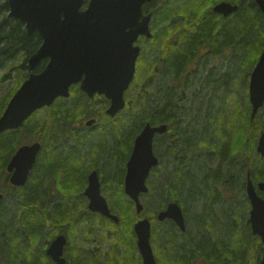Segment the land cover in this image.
Masks as SVG:
<instances>
[{
  "label": "trees",
  "instance_id": "1",
  "mask_svg": "<svg viewBox=\"0 0 264 264\" xmlns=\"http://www.w3.org/2000/svg\"><path fill=\"white\" fill-rule=\"evenodd\" d=\"M220 1L223 0H155L144 6L145 13H153L154 36L147 40L149 47L142 52L136 76L126 92L127 105L116 121L106 114L109 101L104 96H95L93 102L79 85H73L70 97L58 98L51 107L35 112L20 128L0 134V189L6 193L0 209V264H56L46 253L48 244L58 233L68 234L72 244L78 232L77 225L87 218L92 225L98 224L105 229L106 239H115V249H109L104 259L99 258V254L93 256L87 248L82 257L79 253L74 256L73 252H68V264L72 260L75 264H143L134 231V224L143 217L152 221L151 241L158 264H199L201 245L231 239L221 224L212 225L213 219L208 217L200 221L203 213L199 209H203L198 208L201 196L196 193L226 190L223 181L233 165L238 192L242 190L246 168L251 167L255 180L264 179V157L256 151L264 130V106L252 118L248 83L264 50V14L254 7L255 0H226L240 7L232 17L223 19L212 11L213 5ZM9 12V0H0V71L9 64L2 79H8L14 71L20 76L14 93L28 77L27 59L39 48L42 39L37 32L28 34L24 24L10 17ZM205 54L208 59L202 61L201 56ZM219 59L229 60L230 65L235 60L238 70L234 75L231 70L221 73L216 66L207 71L208 60ZM46 62L43 60L36 71L42 70ZM239 69L243 71L242 77L245 74L248 77L243 93L238 91ZM156 70L161 72L157 82L152 80ZM232 80L237 81V89L231 85ZM201 83L206 88L213 84V92L204 95L196 109L187 107L184 100L187 90ZM218 92L220 97L216 99ZM12 94L0 105V117ZM205 106L206 113L216 112L218 108L220 124L218 131L204 133L202 163L205 175L202 179L197 167L200 159L190 158V169H183L184 150L188 149L185 150L188 155L200 156L202 148L198 147V141H192V130L189 132L182 124V114L188 111L201 114ZM43 110L46 111L43 118L36 121V115ZM95 115L102 116L109 125L93 130L84 124L75 128L78 122ZM146 123L168 124L169 131L155 140L154 150L161 162L148 180L149 192L142 195L145 209L139 214L134 201L125 193L124 180L135 137ZM171 135L175 136L173 143H169ZM33 139L44 143L43 150L26 186L13 187L8 183L6 166L16 148ZM118 139L125 143L122 157L120 153L117 155L118 147L109 143L111 140L118 142ZM228 155L226 168L223 161ZM219 166L224 168L222 174L218 171L213 176ZM92 170L100 174L102 191L111 212L119 216L118 223L88 210L84 190ZM170 202H177L184 208L186 231L173 220H157V214ZM220 203L229 207L228 203L224 204V198ZM212 207L215 209L219 204L216 202ZM87 228V225L83 228L85 237ZM236 238L239 246V231ZM217 255L219 258L220 254ZM217 258L209 260V264H231L228 259ZM235 263L247 262L238 255Z\"/></svg>",
  "mask_w": 264,
  "mask_h": 264
},
{
  "label": "water",
  "instance_id": "2",
  "mask_svg": "<svg viewBox=\"0 0 264 264\" xmlns=\"http://www.w3.org/2000/svg\"><path fill=\"white\" fill-rule=\"evenodd\" d=\"M155 0H9V16L24 24L28 34L38 33L42 39L39 48L27 59L30 71L14 93L0 117V134L23 126L37 110L50 107L56 99L68 98L71 87L80 89L89 98L103 95L109 100L106 113L115 117L125 109L126 92L134 80L142 47L137 44L141 36L152 38L150 27L153 13H144V5ZM264 13V0H256ZM239 5L222 1L213 7L215 13L229 16ZM47 60L42 70L38 65ZM249 98L252 118L264 106V50L251 72ZM95 119L86 122L87 126ZM168 131V125L146 123L136 136L126 165L124 189L134 201L137 213L144 204L141 195L149 191L147 180L152 169L159 165L154 151L157 133ZM42 149L41 142L20 146L7 165L14 186H25ZM257 152L264 156V130L261 132ZM264 190V181L259 183ZM247 193L251 200L253 234L264 244V199L258 194L248 175ZM92 212L100 213L118 223L107 198L102 194L97 170L88 176L84 191ZM4 194L0 193V205ZM157 219H172L182 231L187 225L182 206L170 202ZM137 245L143 264H158L151 242L152 221L148 217L134 224ZM68 239L59 234L52 239L47 254L56 264H68L64 250ZM261 264H264V255Z\"/></svg>",
  "mask_w": 264,
  "mask_h": 264
},
{
  "label": "flooded vegetation",
  "instance_id": "3",
  "mask_svg": "<svg viewBox=\"0 0 264 264\" xmlns=\"http://www.w3.org/2000/svg\"><path fill=\"white\" fill-rule=\"evenodd\" d=\"M255 3H256V5L254 7L260 9L259 4L257 3L256 0H255ZM239 7H240V5H239ZM261 12H262V10H261ZM219 15L223 19H226V18L232 17L233 14H231L229 16H225L222 14H219ZM144 41H145V38L140 37L138 40V43H142ZM160 73H161L160 71L157 72V70H156L154 73V74H156V77L155 78L153 77L154 79H152V80L157 82L161 76ZM185 73L187 74V71H185ZM182 84H183V82H182ZM176 86H177V90H178L180 87L179 84L177 83ZM181 94L183 95L182 92H181ZM184 100H187V99L184 97ZM187 113L188 114H182V120H183L182 124H184V127L186 128V130H189V132L192 130V136H191L192 141L193 140L198 141V143H197L198 147H200L202 149H200V152L198 153L200 156L188 155L185 151V150L188 151V149L186 148L184 150V153H186V154H184V153L182 154V158H183L184 163H185V167L183 169H184V171L187 168L190 169V167H189L190 158L200 159L198 161V166H197L198 167V173L202 177V179H204L205 174L203 173V163H202L203 150H204L203 149V141L205 139L204 133L210 132L211 130H213V132H216L219 130L220 114L218 112V108H217L216 112H212V113H210V112L206 113L205 111L201 114L198 111H194V112L188 111ZM117 116L116 117H110L109 116V117L112 118V120L116 121ZM36 117H37V115H36ZM101 117L102 116H98V115L97 116L96 115L90 116V117L86 118L82 123L78 122L76 124L75 128L78 129L79 126H81V124H84L85 127L90 129V130H93L94 128L95 129L99 128L102 126V122H103ZM90 119H95V123L91 126H87L86 122ZM168 131H169V125H168ZM167 132H165V133H167ZM165 133H163V134H165ZM196 133L198 134V136L196 135ZM163 134L157 133L155 135V138H154V143H155V140L157 141L158 135H163ZM199 137H201V139ZM169 138H170L169 143H173L175 140V136L171 135V136H169ZM209 139L212 141L213 138L209 137ZM36 141H39L42 143V149L40 151V153H41L43 150V147H44V143L41 140H37V139H33L30 143H33ZM40 153H39V155H40ZM155 154H156V152H155ZM39 155H38V158H39ZM157 157L159 158V161L161 162L160 156L157 155ZM229 158H230V155H228V158H225V160L223 161V165L226 168H227V164H228L227 159H229ZM248 162L250 164L251 160L248 159ZM218 163H219V161H218ZM241 169H242V171H241V175H242L243 168H241ZM33 170H34V168L31 170V172ZM223 170H224V168L222 169L221 167H220V169L214 170L213 176H215L218 173V171L221 175ZM6 173H7L6 177L8 179V183L14 187V185L10 182L11 173H9L7 171V166H6ZM249 174H250V177H251V179L255 185V188H256L258 194L264 199V190H261L259 188V183L264 181V179L255 180L253 178V176L251 175V167L248 169L246 168V176L245 177L243 176V179L241 181V186H240L242 188V190H240L239 192L237 191V189H236L237 188V176H236L235 165H233L231 167L228 178H226L223 181L224 187L227 188L226 190H221V191L220 190H212V191H206V192H204L203 190L197 191V193H196L197 196H199V195L201 196L200 201L198 202V208L203 209V210L199 209V212L203 213V216L199 217L200 221H205V219H207L209 217L210 219H213V221H214V224H212V225L221 224V226L228 231L229 236H231V239L214 241V242L210 243L209 245H206V244L201 245L199 248V251H198L199 252L198 253L199 264H209L210 263L209 260L217 258L218 255L217 256H215V255L218 253L220 254V257L217 258L218 260H220V258H224L226 260L228 259L231 262V264H236L235 260L237 259V256L239 255L240 257H244L246 259V262H247L246 264H252L251 260L249 261V259H248L250 257L249 252H251L250 246H252V243L255 244V246H256L257 255L255 256V259H256L257 263H255V264H261L262 257L264 254V246H263L261 237L253 234V226H252V219H251L252 204H251V200H250L248 193H247V182H248V175ZM99 176H100V174H99ZM207 177L209 178V175H207ZM100 180H101V177H100ZM86 183L88 185V177H87ZM0 193L4 194V198L2 200V204H3L6 193L3 192L1 189H0ZM187 193H189V192L187 191ZM203 196H204V199H203ZM86 198H87V196H86ZM221 198H224V202H225L224 204L227 205L226 203H228L229 207L221 206V203H220ZM206 199H210L211 201L206 202L205 201ZM87 200H88V198H87ZM216 202L219 204V207L214 209L212 206ZM88 203H89V200H88ZM88 203H87V205H88ZM2 204H1V206H2ZM238 204H242V206H238ZM0 209H1V207H0ZM182 209H183V213H184V217H185V221H186L184 208L182 207ZM204 209H206V210H204ZM166 220H172V219H166ZM166 220H164L163 222H165ZM193 220H196V219L193 218ZM238 220H240V223L237 222ZM186 225H187V223H186ZM237 231H239V238H240V245L239 246H237V244H236L237 243V238H236L237 237ZM59 234H64L68 239V243H67L65 250H64V256L67 259V263H69L68 252H73L74 256H77V249L78 248L77 247L73 248V244H71L70 236L68 234L58 233L57 235H59ZM49 244H48V246H49ZM46 253H47V249H46ZM72 261L73 262L71 264H75L76 261H74V260H72Z\"/></svg>",
  "mask_w": 264,
  "mask_h": 264
},
{
  "label": "rangeland",
  "instance_id": "4",
  "mask_svg": "<svg viewBox=\"0 0 264 264\" xmlns=\"http://www.w3.org/2000/svg\"><path fill=\"white\" fill-rule=\"evenodd\" d=\"M154 24H155V22H154V19H153L152 22H151V25L154 27ZM140 44L143 47V52H145V50H147L148 47H149V44L147 43V41H144V42H142ZM201 59H202V61H203V59H208L207 54L202 55ZM208 62H209L208 63V67L209 68L207 69V71L210 68H212L213 66H216L217 69L221 71V73H226L227 74L231 70V74L234 75L235 74L234 72H236L238 70V67H237V64L235 63V60H234V63H232L231 65L229 63V60H227V59H221V60L219 59L217 61L208 60ZM8 67H9V64H6L5 67L0 71V105L2 103H4V101L13 93L14 89L20 83V81H19L20 80V76L17 75L16 71L12 72L11 76L8 79H6V80L2 79L1 76L7 71ZM195 68L197 69V65H196ZM239 72L240 73L238 74V78L241 77V79H240V81L238 83V88H239L238 91L243 93L244 92V85L247 82V78L248 77H247L246 74L244 75V77H242V74H243L242 70L239 69ZM207 73L208 72H205V74H207ZM249 81H250V79H249ZM236 83H237V81L232 80L231 85L234 86V88H235L236 87ZM204 87H205V85L203 83L194 84V85H192V87L189 90H187V92H186L187 97H185L187 99L186 100L187 107H192L193 109H196L198 107V105H199L198 103L202 102L201 101V100H203L202 97L204 95H206V96L210 95L213 92V90H212L213 84L208 86L207 88L206 87L204 88ZM236 89H237V87H236ZM200 90H202V91L199 92ZM238 91L236 90V93ZM14 93L12 94V96L14 95ZM12 96H11V98H12ZM197 96H200V97H197ZM219 97H220V92H218V94L215 95L216 99H218ZM240 100L242 101L241 97H240ZM91 101L94 102V98H92ZM96 102H98V100H96ZM203 111L206 112V106L204 107ZM45 112H46L45 110L39 112L38 116L36 117V121L37 120L40 121L43 118V114H45ZM102 121H103L102 125H109L108 122L104 121L103 119H102ZM120 132H121V130H120ZM112 141H114V142H112ZM109 143L114 144L113 146H115V147H118L119 151H118L117 155L119 156V153H120V155L122 157L123 154H122L121 149H122V146L125 143L122 142L121 139H118V142L115 141V140H111ZM247 156L249 157V160H251L249 153H248ZM103 194L106 196L105 193H103ZM141 199H142V197H141ZM75 202H77L78 206H81V204H80L81 202L79 200H76ZM75 202H74V206H75ZM142 202H143V200H142ZM85 220H86V222L77 225V228H78L77 231L78 232L76 233V235H74V237L72 239L73 248H76V247L78 248L77 249L78 250L77 253H79V256H81V257L85 256V250H83V249L87 248V249L90 250V252H92L93 256L95 254H99L100 255L99 258L104 259V257H105L104 255H105L106 252L109 251V249L110 250L115 249L113 247L115 239L113 238L111 241H109L108 239H106L104 237V235H106V232H105L104 228H102L101 226H98V224H93L92 225V223L90 221L91 219L89 220L87 218ZM89 221H90V223H89ZM85 225L88 226V228L86 230V237H85V230L83 229V228H85ZM94 225H95V228H94ZM91 227H92V229H91ZM93 228H94V230H93ZM86 238L87 239L89 238V240H87ZM250 251L251 252H249V255H250L249 261L251 260V262H253V264H255V263H257L256 259H255V256L257 255L255 244L252 243V246H250Z\"/></svg>",
  "mask_w": 264,
  "mask_h": 264
},
{
  "label": "bare ground",
  "instance_id": "5",
  "mask_svg": "<svg viewBox=\"0 0 264 264\" xmlns=\"http://www.w3.org/2000/svg\"><path fill=\"white\" fill-rule=\"evenodd\" d=\"M90 173H91V172H90ZM90 173H89V174H90ZM88 176H89V175H88ZM139 217H140V216H139Z\"/></svg>",
  "mask_w": 264,
  "mask_h": 264
}]
</instances>
